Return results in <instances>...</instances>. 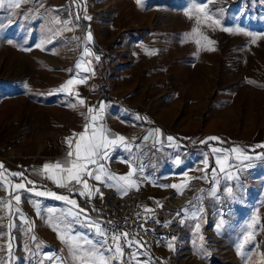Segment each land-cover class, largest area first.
Masks as SVG:
<instances>
[{
    "label": "rangeland",
    "instance_id": "obj_1",
    "mask_svg": "<svg viewBox=\"0 0 264 264\" xmlns=\"http://www.w3.org/2000/svg\"><path fill=\"white\" fill-rule=\"evenodd\" d=\"M101 71L108 92L141 91L152 108L151 134L133 144V186L198 213L183 219L174 262L145 264H264V0L4 2L0 264H123L72 199L17 188L14 175L47 163L48 141L82 111L76 99L94 101Z\"/></svg>",
    "mask_w": 264,
    "mask_h": 264
},
{
    "label": "crops",
    "instance_id": "obj_2",
    "mask_svg": "<svg viewBox=\"0 0 264 264\" xmlns=\"http://www.w3.org/2000/svg\"><path fill=\"white\" fill-rule=\"evenodd\" d=\"M6 1L4 0V2ZM105 91L109 99L97 100L100 95V90H98V93L93 95L95 97L94 101L92 98L75 100V103L85 101L82 111L74 110L71 113H65L66 117L64 121L68 122L70 128L66 130L63 137H59L56 144H52V140L48 141L49 145H51L48 147L50 156L47 163L43 162L39 168L32 165L30 161L26 167H20V173H22L18 175V177L22 178L20 179V183H23L25 187L31 190L46 193L52 192L38 190L32 186L41 185L46 188L63 189L74 196H79L82 201L94 209L103 203L120 199L130 188L139 190L136 186H133L136 184L137 179L135 171L131 172L129 162L133 160L135 150L133 144H140L135 142V140L145 134L148 137L149 132L151 134V130L153 129L144 125V123L152 124L146 120V117L152 115L150 111L147 112L146 110L149 107L152 111L151 105H141V100L139 99L142 96L141 91L133 94L132 92L115 94L111 91L108 92L106 88ZM80 134L84 135V140H81ZM94 134L96 139L103 145L97 150V156L93 157L96 163L77 161L75 155L77 142L83 145L85 141L91 140ZM119 137H123L124 139L120 140ZM109 141L112 142L110 143ZM61 144L63 146H60ZM69 152H72L73 155L69 156ZM13 154L19 155V149L18 153L13 152ZM81 162L87 164L86 172H91L93 175L89 176L86 172H82L80 173L82 182L77 183L76 180L69 179V172L66 169L71 168L72 163ZM56 164H60L61 168L54 167ZM45 165L50 166L48 172L44 167ZM129 173H131L130 176ZM49 174H52V177ZM96 175L101 177L100 180L94 178ZM121 177H127V179L122 180L120 179ZM83 181L87 182V188L84 187ZM55 196L60 195L55 194ZM144 197L145 199L152 200L154 205L160 206L161 202L159 204L158 202L161 201L162 196L159 201L155 198L146 197V195ZM69 199L75 201L74 198ZM182 202L179 204H182ZM144 206L145 209L151 208L147 204ZM181 215V228L183 219L187 221L191 217L195 220L198 217V213L193 210H184L183 213L181 211Z\"/></svg>",
    "mask_w": 264,
    "mask_h": 264
},
{
    "label": "built area",
    "instance_id": "obj_3",
    "mask_svg": "<svg viewBox=\"0 0 264 264\" xmlns=\"http://www.w3.org/2000/svg\"><path fill=\"white\" fill-rule=\"evenodd\" d=\"M145 204L151 208L145 209ZM182 207L173 201L156 206L141 191L130 188L107 211H100L104 215L94 221L104 239L119 246L123 264H145L148 258L162 263L169 258L174 262L183 249Z\"/></svg>",
    "mask_w": 264,
    "mask_h": 264
},
{
    "label": "snow or ice",
    "instance_id": "obj_4",
    "mask_svg": "<svg viewBox=\"0 0 264 264\" xmlns=\"http://www.w3.org/2000/svg\"><path fill=\"white\" fill-rule=\"evenodd\" d=\"M137 2L139 3V0H137ZM4 4V0H0V7H2ZM89 39H91V36H89ZM98 59V58H97ZM73 81L69 80L68 81V84H72ZM93 119H95V117H93ZM159 131V130H157ZM81 136V140H84V135L83 134H80ZM120 140H123L124 138L123 137H119ZM172 138L169 137V140H171ZM210 139H217L216 137H211ZM110 143L112 141H109ZM69 143H71V141H69ZM103 145L96 139L95 137V134L93 135V138L89 141H85L83 145H81L80 142H77L76 144V152H75V155H76V159L77 161H87V163H96V160L93 159V157L97 156L98 154V149L100 147H102ZM233 151H236L235 149ZM82 152H83V155H82ZM69 156H72L73 153L72 152H69L68 154ZM0 167H3V165H0ZM45 169H48L50 166L49 165H45L44 166ZM54 167L56 168H61V165L60 164H56ZM86 169H87V164L86 163H72L71 165V168H68L66 169L68 172H69V179L71 180H76L77 183H81V178H80V173L82 172H86ZM102 170V169H101ZM87 175L89 176H92L93 174L91 172H86ZM14 175H21V174H14ZM131 175V173H129V176ZM96 180H100V176L99 175H96L94 177ZM120 179L122 180H126L127 177H121ZM84 183V187L87 188L88 185H87V182L86 181H83ZM61 186H63L61 184ZM17 188H23L24 185L23 184H18L16 185ZM83 195V193H81ZM37 195H44V193H37ZM50 195H55L54 193H50ZM57 199H67L66 197H63V196H57L56 197ZM17 200H19V197H16ZM70 203H73L75 204V201H69ZM125 236H127V234H124ZM114 239H119V237H114ZM117 251H121L119 246H117Z\"/></svg>",
    "mask_w": 264,
    "mask_h": 264
},
{
    "label": "trees",
    "instance_id": "obj_5",
    "mask_svg": "<svg viewBox=\"0 0 264 264\" xmlns=\"http://www.w3.org/2000/svg\"><path fill=\"white\" fill-rule=\"evenodd\" d=\"M94 53L95 54H99L100 56L102 55V52H100L99 50L97 49H94ZM102 74H100V82H99V90H100V95L99 97L97 98V100H106V99H109L108 96L106 95V91H105V81H106V75L104 74V72L101 71ZM145 126L147 127H154V125L150 124V123H144ZM162 133L164 135H167L168 133L165 132L164 130H162ZM178 141L182 142L181 140L178 139ZM183 143V142H182ZM233 146V145H236L235 143L233 144H229L227 146ZM225 146V147H227ZM33 188L35 189H38V190H44V191H50L56 195H60V196H66V197H69V198H74L75 201H76V206L78 207L79 210L83 211V213H85V215L88 217V218H98V217H101L103 216L104 214L97 211L96 209L92 208L90 205H88L87 203H85L84 201H82V199L79 197V196H74L72 194H70L69 192L63 190V189H60V188H54V187H51V188H46V187H43L41 185H34L32 186ZM259 239V237H258ZM262 255L264 256V247H259ZM157 262V261H156Z\"/></svg>",
    "mask_w": 264,
    "mask_h": 264
},
{
    "label": "bare ground",
    "instance_id": "obj_6",
    "mask_svg": "<svg viewBox=\"0 0 264 264\" xmlns=\"http://www.w3.org/2000/svg\"><path fill=\"white\" fill-rule=\"evenodd\" d=\"M170 201H173V200H170ZM176 203H177V201H173V204H174V205H176ZM178 204H179V203H178ZM181 205L183 206L184 204H181ZM189 258H190L191 260H193L192 257H189Z\"/></svg>",
    "mask_w": 264,
    "mask_h": 264
}]
</instances>
